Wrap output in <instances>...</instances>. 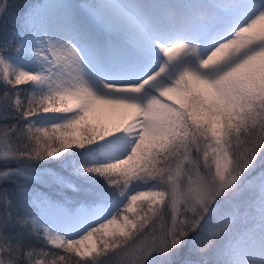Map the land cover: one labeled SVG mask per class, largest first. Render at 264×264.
<instances>
[{
  "label": "rangeland",
  "instance_id": "374dc122",
  "mask_svg": "<svg viewBox=\"0 0 264 264\" xmlns=\"http://www.w3.org/2000/svg\"><path fill=\"white\" fill-rule=\"evenodd\" d=\"M15 1L22 7L17 39L0 49V119L5 118L0 121V264H21L12 249L16 234L9 230L16 221L22 230L41 228L55 246L73 239L70 247L78 256L92 257L99 243L107 247L132 233L146 211L168 194L140 184L107 201L70 207L55 201L30 182L51 184L44 172L28 164L33 157L29 138L17 127L20 118L28 123L25 129L34 126L37 134L71 123L72 131H94L101 140L120 124L126 126L128 134L116 143L123 156L116 166L137 165L155 154L157 140L167 143L163 139L171 134L168 124L178 114L185 87L226 105L236 89L264 80V0H0V17ZM223 50L230 59L215 63ZM212 58V65L207 64ZM23 95L27 100L22 105ZM130 148L133 152L126 154ZM217 161L211 183L188 172L194 167H181L187 179L169 185L173 211L184 201L205 207L210 189L218 193L242 183L238 193L215 205H223L220 216L233 224L243 225L248 214L258 216L237 234L239 253L264 264V171L247 176L246 166L237 167L225 154ZM106 162L99 167L115 164L109 158ZM4 180L12 183L3 188ZM161 243L166 245L165 236ZM140 252L141 264H160L151 248L142 245ZM29 255L30 264H50L35 249ZM180 264L205 263L187 259Z\"/></svg>",
  "mask_w": 264,
  "mask_h": 264
},
{
  "label": "trees",
  "instance_id": "16d2710c",
  "mask_svg": "<svg viewBox=\"0 0 264 264\" xmlns=\"http://www.w3.org/2000/svg\"><path fill=\"white\" fill-rule=\"evenodd\" d=\"M15 3L9 2L8 14L0 17V49L7 45L12 47L17 39L19 26L16 20L22 7ZM189 87H185L178 114L168 124L172 125L169 129L171 134L163 139L167 143L160 144L157 140L153 147L155 154L145 155L134 166H116L123 158L120 156L122 154H118L116 143L122 140V135L128 134L126 126L120 124L101 140L94 131H72L69 128H72L71 123L49 126L48 134H37L34 126L25 129L28 123L20 118L17 127L29 138L28 148L33 157L28 164L38 168V172H44L51 184L45 185L40 180L30 182L36 188H42L55 201L68 207L80 202L107 201L125 188L140 184L155 185L168 195L162 204L146 211L132 233L110 241L107 247L99 243V250L92 257L78 256L70 247L75 241L73 239L68 238L55 246L45 240L41 228L28 225L22 230L23 227L16 221L9 230L16 234L12 249L15 248L14 251L19 254L18 262L30 264L29 251L35 249L37 255L50 264H141L144 251L141 253L140 249L143 245L158 253L160 264H180L187 259L205 264H260L251 257H242L244 254L239 253L241 236L237 235L244 233L249 221L258 216L248 214L243 225L241 222L233 224L220 216L223 205L221 209L215 205L217 201L238 193L242 183L238 182L218 193L210 189L207 196L211 205L190 207L184 201L177 211H173L170 202L169 185L174 179L181 183L187 179V170H180L185 164L186 167L195 168L188 172H195L204 182L211 183L212 170L217 160L222 161L224 154L235 159L237 167L246 166L244 174L247 176L264 171V80H257L253 86H245L242 90L236 89L234 98L228 97L226 105L214 103L213 99L208 100ZM26 100L23 95L21 104ZM29 114L35 116L37 112L31 111ZM134 142L136 139L132 142L133 147ZM158 145L163 147L157 151ZM132 152L130 148L126 154ZM108 158L115 164L106 169L100 168ZM7 183L11 184L12 181L4 180L2 187ZM225 207L230 209L229 206ZM172 222L174 226L171 227ZM163 236L166 245L161 243ZM7 252L12 253L10 250Z\"/></svg>",
  "mask_w": 264,
  "mask_h": 264
},
{
  "label": "bare ground",
  "instance_id": "6f19581e",
  "mask_svg": "<svg viewBox=\"0 0 264 264\" xmlns=\"http://www.w3.org/2000/svg\"><path fill=\"white\" fill-rule=\"evenodd\" d=\"M225 45H226V44H224V47H225ZM224 47H223V48H224ZM216 51H217V50H216ZM221 51H222V50H221ZM214 53L216 54V52H214ZM213 55H214V54H213ZM247 55H248V54H247ZM248 56H249V55H248ZM240 57H241V55H240ZM240 57H239V60L237 61L238 64H240V59H241ZM245 57H246V55L244 54V58H245ZM251 57H252V56H251ZM218 58H219V59H218ZM212 59H213V58H212ZM214 59H215V58H214ZM214 59H213V61H210V60H209V61H207L206 63L209 64V65H212V63H213L216 59H217V60L215 61V63H218V61H221V60H222V61L229 60V59H230V56H229V54H228L225 50H223V52H222L221 54L218 53L217 58H216L215 60H214ZM246 59L248 60L249 57L246 58ZM252 60H253V59H252ZM232 64H233V63H232ZM225 65H228L227 62H226ZM240 65H241V64H240ZM229 67H232V66H230V65H229V66H224L223 69H225V68H229ZM236 67L241 69V67H239V65H236ZM214 68H215V65H214ZM218 69H219V68H217V70H218Z\"/></svg>",
  "mask_w": 264,
  "mask_h": 264
}]
</instances>
